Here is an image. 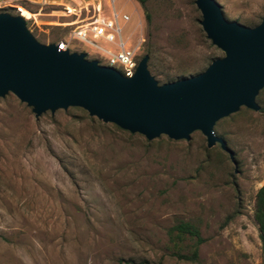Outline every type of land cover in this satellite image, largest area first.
Returning a JSON list of instances; mask_svg holds the SVG:
<instances>
[{
	"label": "rangeland",
	"instance_id": "374dc122",
	"mask_svg": "<svg viewBox=\"0 0 264 264\" xmlns=\"http://www.w3.org/2000/svg\"><path fill=\"white\" fill-rule=\"evenodd\" d=\"M34 1L0 0V12L30 18L26 26L39 42L64 36L55 7ZM215 2L228 21L252 27L264 17V0ZM131 9L129 26L139 19L143 36L138 57L147 55L158 84L196 75L222 56L201 28L194 0H128L125 11ZM71 45L99 62L84 43ZM255 102L264 108V87ZM212 130L233 152L235 172L219 145L207 148L197 130L188 140H146L79 107L34 117L6 93L0 97V264H264L253 219L255 191L264 181V112L241 106ZM179 221L193 224L201 238L193 262L173 255L188 253L194 242L167 235Z\"/></svg>",
	"mask_w": 264,
	"mask_h": 264
},
{
	"label": "water",
	"instance_id": "95a60500",
	"mask_svg": "<svg viewBox=\"0 0 264 264\" xmlns=\"http://www.w3.org/2000/svg\"><path fill=\"white\" fill-rule=\"evenodd\" d=\"M199 24L222 56L193 76L158 84L143 55L131 76L85 58L84 52L58 50L36 40L20 14L0 12V97L11 93L34 117L48 110L79 107L146 140L159 135L188 140L192 131L217 143L236 171L233 152L212 127L255 102L264 87V17L252 26L226 20L215 0H194Z\"/></svg>",
	"mask_w": 264,
	"mask_h": 264
},
{
	"label": "built area",
	"instance_id": "2783aa9c",
	"mask_svg": "<svg viewBox=\"0 0 264 264\" xmlns=\"http://www.w3.org/2000/svg\"><path fill=\"white\" fill-rule=\"evenodd\" d=\"M34 2L40 6L55 7L51 11L57 12L61 19L56 24L66 29L64 36L52 42L56 44L58 50H73L71 41L76 39L97 52L99 64L113 67L125 77L132 75L139 60L138 51L143 36L139 19L129 26L134 9L125 11L128 0H122L118 5L117 0H36ZM14 6L18 10V6ZM22 17L25 21L30 19ZM32 20V25L38 28L37 21ZM43 43H50L49 39L46 38Z\"/></svg>",
	"mask_w": 264,
	"mask_h": 264
},
{
	"label": "trees",
	"instance_id": "16d2710c",
	"mask_svg": "<svg viewBox=\"0 0 264 264\" xmlns=\"http://www.w3.org/2000/svg\"><path fill=\"white\" fill-rule=\"evenodd\" d=\"M140 1H143V0H140ZM49 42L51 41L49 40ZM259 110L264 112L263 107H260ZM114 126L115 128H117L116 125ZM233 157H234V154H233ZM263 159H264V149H263ZM229 219L230 217L226 216L224 218V223L227 222ZM253 219L257 226V232H258L257 236L261 243L262 261L264 263V181L255 191ZM166 231H167V235L170 237L173 236V237H176L177 239H182L186 235L194 239V242L188 253H181L179 251H175L173 255L175 256L176 259L181 260V261H188V262L195 261L196 256H197V246L201 242V238L199 236L197 228L189 222L179 221V222L174 223L172 226H170Z\"/></svg>",
	"mask_w": 264,
	"mask_h": 264
},
{
	"label": "bare ground",
	"instance_id": "6f19581e",
	"mask_svg": "<svg viewBox=\"0 0 264 264\" xmlns=\"http://www.w3.org/2000/svg\"><path fill=\"white\" fill-rule=\"evenodd\" d=\"M23 11V10H22ZM21 14H22V12H21ZM22 16H24V17H27L26 15H24V14H22Z\"/></svg>",
	"mask_w": 264,
	"mask_h": 264
}]
</instances>
